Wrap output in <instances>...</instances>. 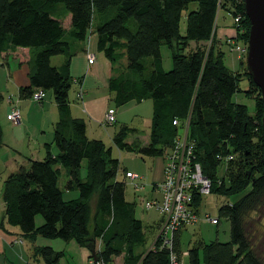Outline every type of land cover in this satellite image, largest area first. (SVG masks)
<instances>
[{
  "label": "trees",
  "instance_id": "obj_1",
  "mask_svg": "<svg viewBox=\"0 0 264 264\" xmlns=\"http://www.w3.org/2000/svg\"><path fill=\"white\" fill-rule=\"evenodd\" d=\"M193 3L197 9L188 14L183 36L182 15ZM220 11L232 16L235 38H218ZM250 27L244 0H0V54L30 50V83L20 89V99L42 104L52 92L60 115L53 144H45L44 160L30 159L29 169L21 167L4 182L7 224L20 228L32 241L60 239L86 249L94 243L104 264L120 257L122 264H170L171 254L180 264H264V242L262 249L255 245L246 223L264 206V99L248 73L246 55L243 58L244 52L237 50L248 46ZM94 34L98 52L112 65L109 90L115 94V108L153 103L149 142L136 138L128 143V136L139 131L122 125L113 137L114 145L141 157L165 160L188 127V140L195 143L194 162L211 181V194L229 199L249 189L218 211L217 225L220 219L230 223L228 243L200 240L188 251L187 263L182 261V229L174 233L172 250L160 249L158 242L155 248H146L148 233L154 242L161 223L145 227L136 217V203L126 200V184L118 181L120 161L112 148L90 139L86 122L71 114V62L78 54L76 45ZM162 46L171 51L170 71L164 68ZM224 46L239 51L238 72L227 67ZM61 55L64 63L54 66L52 58ZM245 77L247 98L257 94L254 100L261 113L252 115L247 106L233 101L242 92L239 82ZM37 93L43 97L36 101ZM3 101L0 93V105ZM63 174L68 179L65 190L78 191V198L64 200L59 187ZM202 201V196H195L198 214ZM38 216L44 219L40 227ZM35 253L42 264H59L65 256L51 247L37 246Z\"/></svg>",
  "mask_w": 264,
  "mask_h": 264
},
{
  "label": "rangeland",
  "instance_id": "obj_2",
  "mask_svg": "<svg viewBox=\"0 0 264 264\" xmlns=\"http://www.w3.org/2000/svg\"><path fill=\"white\" fill-rule=\"evenodd\" d=\"M197 9L196 4H191L189 6V9L183 12L181 25H180V34L185 36L187 31V16L190 12ZM233 24V18L230 14H228L225 11H220L218 19H217V31L218 36H220L221 32L224 29L231 28ZM64 26L66 28L69 27V22L66 19L64 21ZM235 38V37H234ZM90 39V40H89ZM88 41L83 44V46L88 49L89 51L96 54V57L98 58L97 63L98 65L101 63H105L106 59L105 56L98 52L97 49V36L90 35ZM240 44V43H239ZM74 48V45H73ZM240 51L242 49L245 50V53L242 54L243 58L247 57L248 53V46L238 47ZM223 51L226 54L225 63L227 67H229L232 71L238 72L240 66V59L238 54L235 53L237 50L230 51L227 46L223 47ZM164 68L166 71H170L173 67L172 57H171V51L167 46H162L161 48ZM80 58L77 60V69L74 70V73L77 75L78 72L83 71L84 73H89L90 83L85 88L86 91L89 90L90 87H92L93 80H97V77H94V71L91 68H94L95 66H92L89 70L87 68V63L84 58L83 53ZM65 57L64 56H56L52 58V64L54 66L58 65ZM88 61V60H87ZM151 59L146 60V64L150 65ZM91 70L93 72H91ZM96 75V74H95ZM99 80V79H98ZM0 84H1V90L3 94L5 95V100L0 105V125L3 131V145L0 148V208L3 209L4 201L2 200V192H3V186L4 181L6 180L7 176L12 174L8 173L10 171L8 170H18L20 166H24L29 169L30 162L29 158H32L34 156V160L36 161H42L46 157V150L44 148L43 143H40V140H42V134L41 131L42 128V122L44 119V113L41 111V104L35 103L31 99L24 100L25 104L24 107L25 113L29 117L28 120H22L21 124L18 125V123H12L7 120V116L10 113V109H8L7 104V94L13 95L10 93L9 89H7L8 86V78L5 71L2 70V66H0ZM240 89L241 93L237 94L233 101L245 105L249 108V112L252 115H255V113L259 112L261 113V109L258 105V108H256V101L254 100L256 97L255 95L250 96V98H247L246 92L249 91V81L245 77L240 82ZM78 92L79 87H77L75 84L73 85L71 91H70V103L73 106L79 105L81 103L80 99L78 98ZM54 96L52 92L47 93V97L45 99L46 103H52ZM17 100V98H15ZM114 104V103H113ZM30 106V107H29ZM115 107V105H112ZM51 107V105H49ZM116 109V108H115ZM118 113L124 118L125 121H118V123L114 125L105 124L101 128L99 125L95 127L89 125V131H88V137L90 139H97L102 140L107 147H111L113 150V157L120 161V170L118 174V181L124 182L126 184V199L130 202L136 203V217L141 220L145 227L154 226V224L158 223L162 220V215L159 211L152 209L147 211V202H153V199L158 198L159 195H156L155 193H152V186L153 181L158 178L159 172L157 169L162 163L164 165L163 168H165V160L164 158H151V157H141L140 155L129 153L126 151L119 150L112 141V135L113 133H116L119 128L123 124H127L133 129H138L139 134H130L127 138L128 143H132L136 138H139L144 144L149 141L150 137V124H151V117H152V101L149 100L145 102L142 106H137L136 103H133L129 106H126L122 109H118ZM48 114H46L47 119H50L52 116L53 110L52 108L47 110ZM138 115V116H137ZM87 119V117H85ZM117 118V116H116ZM120 119V118H118ZM21 121V119H20ZM87 122L89 120L87 119ZM53 137H54V131H53ZM54 152H57L56 148L54 147ZM19 154H23L22 157ZM16 155V156H15ZM25 157H28L27 159ZM29 159V160H28ZM15 160H17L16 163ZM87 162L83 163L82 167V176L85 177L87 173ZM129 171L132 173L139 174L142 179L135 178L133 182L140 180V184L143 187L142 188H134L133 184L130 179L125 177V173ZM9 174V175H8ZM67 176L66 174H63V176L59 180V187L64 191V200H73L79 197V192L74 191H66L65 186L67 183ZM132 180V179H131ZM135 184V183H134ZM249 190V189H248ZM231 197L229 199L224 198L222 196H219L217 194H211L208 196L203 197L202 205L199 210V221L197 224L188 226L186 228H183L181 231V251H182V261L183 263L188 262V251L193 248L195 243L202 240L203 242L210 244L211 242L218 241L220 243H228L230 241V223L226 219H220L219 225L212 224L209 222V220L212 219H219L218 211L226 203L232 204L233 202L241 199L247 192ZM160 194V193H157ZM161 196V195H160ZM1 209V210H2ZM5 214V212H4ZM1 217V214H0ZM37 227H40L44 224V219L42 216H38L36 219ZM248 232L251 235V237L254 240L255 245L262 249L261 243L264 242V206L260 208L258 212H254L250 214L249 217L246 219ZM37 240V241H36ZM35 241H32L31 239L27 238V240L24 239V244H16L13 248H8L7 253H1L0 254V264H27V261L32 256V253L35 252L36 246L44 247L46 245H51L53 248L60 252L65 251V256H63L60 260L59 264H89L87 261V257L85 256L87 250L86 248H81L77 243L71 242V243H65L60 239L57 240H48L39 237ZM153 234L148 233V243L146 245V248H150L151 245H153ZM102 246L99 242L96 244V248L100 249ZM38 260L41 261V257H37ZM91 260V259H90ZM33 262V259L32 261ZM123 259L115 258L113 264H122Z\"/></svg>",
  "mask_w": 264,
  "mask_h": 264
},
{
  "label": "crops",
  "instance_id": "obj_3",
  "mask_svg": "<svg viewBox=\"0 0 264 264\" xmlns=\"http://www.w3.org/2000/svg\"><path fill=\"white\" fill-rule=\"evenodd\" d=\"M67 20H68L69 25H70L69 16L67 17ZM220 34L221 35L218 36V38L221 39L222 41H224L225 39L234 38L236 35V31L231 26V28L224 29ZM83 49H85V51ZM76 51L78 52V54L72 59V62H71V75L74 78V84L77 87H79L78 98L80 99L81 103L79 105L77 104L76 106H73L70 103L72 116L74 118L83 119L86 122L87 134L89 131V125L92 124V126L95 128H96V126L99 125L102 128L106 124V115L108 114V112L110 110L116 111V116H117V118H116L117 122L116 123H118L119 120L125 121L124 118H122V116L118 113V111H119L118 109H122V108L129 106V105L136 103V102H131L122 108H116L115 109V107L112 106V105H114L113 99L115 97V94L111 93V91L109 90V79L114 74L113 70H112V65L110 64V62L105 58L106 62L98 65V63H97L98 58L96 57V54L89 51L88 49H86L83 46V44H77L76 45ZM81 53H83L84 58H86L85 56H87L85 61L88 64L87 65L88 70L92 66H95L94 68H91V69H93V71L95 72L94 77L98 76V79H99V80L95 79L92 81L94 83H93L92 87H90L89 90L86 91V93L84 90H85L86 86L88 85V83H90V81H89L91 78L90 74L84 73L83 71L78 72L79 74H77V75L74 73V70L77 69L76 68L77 67V60L82 55ZM89 54L94 55L96 58L95 63L92 65H90L89 62L87 61ZM29 61H30V50L26 49V48H18L16 50L0 54V66H2V70L6 72L7 78H8L7 89H9L10 93L13 94V95L7 94V96H6L7 104H8L7 106H8V109H10V113H11L12 109H14V108H18L20 110L21 121H20V123H18V125L21 124L22 120L26 119L29 121V117L26 114H24L25 109L27 108V105H26V107H24L25 102H24V100H21L19 97L20 96V89L28 86L30 83L29 73L31 70V66L29 65ZM64 61H65V58L56 66L60 67L64 63ZM93 71L91 70V72H93ZM0 88H1V84H0ZM0 93L2 94V96L4 97V100H5V95L3 94L1 89H0ZM15 98H17V100H15ZM10 99H12V100H10ZM145 102H147V101H144L142 103H136V104H137V106H142ZM49 105H51V107H49ZM152 107H153V103H152ZM49 108L50 109L52 108L53 112H51V113H53V114L50 117V119H47L46 114H48L47 110ZM41 111L44 113V119H43V122L41 124L42 125L41 129H43V130L41 131L42 140H40V143L41 144L43 143L44 148H45V144H53V140H54L53 131L55 128V124L59 120L60 115H59L58 107L54 101V98H53L51 104L50 103L47 104L46 101L44 100L43 103L41 104ZM10 113H8V114H10ZM85 117H87L89 122H87V119ZM152 117H153V111H152ZM152 117H151L150 130H151V125H152ZM118 118H120V119H118ZM7 120L10 121L8 119V116H7ZM12 123H14V122H12ZM123 125H127V124H123ZM103 128H106V127H103ZM114 135H115V133H113L112 137H114ZM149 139H150V137H149ZM112 141H113V138H112ZM148 142L149 141H147V143ZM52 151L54 154L57 153V152H54V146L52 147ZM17 154L20 155L21 157L23 155V154H19V153H17ZM25 158L27 159L28 157H25ZM29 159L34 160V156H32V158H29ZM15 162L18 163L17 160H15ZM21 167H24V166H20V168ZM163 167H164V165H162V163H161L160 166L158 167L159 169H157L159 172L158 178H156L153 181L152 193L159 195V197L153 199V201L161 199L160 194H157V192L155 191V187L157 184L162 182L164 179L165 168H163ZM20 168H18V170H8V171H10L8 173H11V171H13L12 174L17 173L20 170ZM127 173H132V172L127 171ZM12 174H10V175H12ZM133 174H137V173H133ZM137 175L140 177L139 179L141 180L142 177L139 174H137ZM9 176H7V178ZM7 178H6V180H7ZM140 180L133 182V180L130 179L129 181H131L133 186H134V183H137L140 185V188L143 189V187L140 184ZM134 188H135V186H134ZM2 200H3V192H2ZM128 202H130V201H128ZM147 203H149V202H147ZM2 204L4 207V211L2 208H0V214H1V217H0V254L1 253H7L8 248H13L14 245H16V244H24V239L27 240V238H28L22 234L20 228L12 227V226L7 224L6 214H4L5 203H2ZM158 223H161V221H159ZM38 247H40V246H38ZM44 247L53 248V246H51V245H46ZM86 250H87V252H86L85 256L87 257V261L89 263L90 256L92 254L89 251V249H86ZM32 259H33V262H30V261H32ZM34 263L42 264L41 261L37 259L35 252L32 253V256L27 261V264H34Z\"/></svg>",
  "mask_w": 264,
  "mask_h": 264
},
{
  "label": "built area",
  "instance_id": "obj_4",
  "mask_svg": "<svg viewBox=\"0 0 264 264\" xmlns=\"http://www.w3.org/2000/svg\"><path fill=\"white\" fill-rule=\"evenodd\" d=\"M241 16L235 18L234 22L238 24ZM237 50H240L237 48ZM241 52L245 53L242 49ZM96 58L94 55H88L90 65L94 64ZM42 94H35L34 100H40ZM12 100V99H10ZM8 119L14 123H20L21 113L17 108L12 109ZM116 123V111L110 110L106 115V124ZM178 124L177 121L174 122ZM195 143L188 140V127L183 135L176 141L172 152L165 157L164 179L156 185L155 191L160 193L161 199L147 203V210L156 209L162 215L161 224L155 236L152 248L156 243H160V249L172 250L174 233L188 226L198 223L199 214L193 207L195 196H208L211 193L212 183L202 173L201 166L194 162ZM230 160L233 157L229 158ZM126 177L134 180L140 178L137 174L127 173ZM139 188L140 185L135 183ZM212 224H217L216 219L209 220ZM89 264H104L99 259L90 260ZM170 264H180L176 255L171 254Z\"/></svg>",
  "mask_w": 264,
  "mask_h": 264
},
{
  "label": "water",
  "instance_id": "obj_5",
  "mask_svg": "<svg viewBox=\"0 0 264 264\" xmlns=\"http://www.w3.org/2000/svg\"><path fill=\"white\" fill-rule=\"evenodd\" d=\"M246 14L251 27L248 40L247 68L254 83L260 88L264 99V0H244ZM264 130V116H263ZM93 259L98 260L95 254V244L88 247Z\"/></svg>",
  "mask_w": 264,
  "mask_h": 264
}]
</instances>
